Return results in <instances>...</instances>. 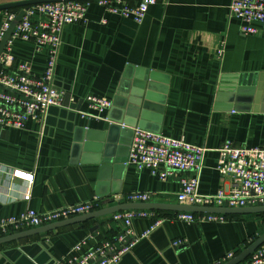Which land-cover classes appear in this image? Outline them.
Instances as JSON below:
<instances>
[{"label": "crops", "instance_id": "0c3cea01", "mask_svg": "<svg viewBox=\"0 0 264 264\" xmlns=\"http://www.w3.org/2000/svg\"><path fill=\"white\" fill-rule=\"evenodd\" d=\"M231 2L157 0L138 24L108 14L92 1L87 24L65 27L56 68L55 86L69 94L76 107H52L44 124L30 121L22 130L0 126V220L28 209L58 210L95 197L133 192L158 194L154 203L181 205L179 176L162 182L150 171L129 165L133 137L110 134L109 120L82 117L81 113L98 117L89 109V97L113 102L125 89L131 98L137 81H143L144 88L135 94L142 101L136 109L147 114L151 126L159 125L158 134L208 148L200 193L227 188L228 180L217 171L218 149L226 142L264 145V30L254 23L257 34H242V21L230 17ZM6 19V11L0 12V29ZM12 54L13 70L27 63L35 76L44 74L47 48L39 50L32 42L16 40ZM260 84L258 103L248 111L233 110L229 99H220L231 89ZM132 106L126 98L124 109ZM109 111L104 113L107 119ZM28 174L32 181L26 179ZM28 192L31 199L25 201ZM147 211L155 217L132 222L137 236L151 231L156 218L166 220L119 264H215L230 253L238 256L249 241L264 234V218L258 215L231 216L225 224H187L174 219L179 211ZM125 230L123 222L110 216L70 225L0 246V264H56L112 242ZM174 241L182 245L173 247Z\"/></svg>", "mask_w": 264, "mask_h": 264}, {"label": "built area", "instance_id": "2783aa9c", "mask_svg": "<svg viewBox=\"0 0 264 264\" xmlns=\"http://www.w3.org/2000/svg\"><path fill=\"white\" fill-rule=\"evenodd\" d=\"M96 1L108 14L132 18L138 24L144 21L150 6L157 3V0H140L134 4H129L126 0ZM91 2L44 3L25 10L24 17L0 55L1 128L22 130L30 121L44 124L50 108L64 105L65 93L55 86L62 35L68 25L87 24V12ZM6 14L7 19L0 29V46L17 16V13L12 11H6ZM230 17L242 21V34L255 35L259 29L253 25L254 23H260L264 30V0H232ZM102 23L107 24V20H102ZM16 40L32 42L39 50L44 48L49 50V58L42 76H35L27 63H21L13 70L15 58L12 48ZM87 101L89 109L97 112L98 117L93 113H81L82 117L108 120L104 113L111 109V100L89 97ZM207 152L208 148L188 143L183 139L136 128L128 164L139 171H150L162 182L179 176L182 188L177 194V201L182 205L215 208L264 206V145L246 147L235 146L231 142L224 143L218 149L217 171L228 180L229 186L210 195L201 194L199 191ZM26 179L32 181L33 176L28 174ZM24 199L30 201V192ZM158 199L156 193L133 192L112 198L95 197L90 201L67 205L58 210L41 212L28 209L18 217L0 220V238L90 214L117 204L154 203ZM110 217L114 222L125 224L126 230L123 234L82 256L71 255L56 264H119L123 256L131 252L139 240L148 237L166 220L156 218L151 231L137 236L132 230L133 220L155 217V213L147 210H130L115 213ZM174 219L187 224H225L229 216L178 212ZM251 243L253 242L249 241L244 250ZM172 245L178 247L182 242L174 241ZM79 249L80 246H77L76 251ZM236 256L237 253H230L215 264H226ZM244 264H264V246L255 251Z\"/></svg>", "mask_w": 264, "mask_h": 264}, {"label": "water", "instance_id": "95a60500", "mask_svg": "<svg viewBox=\"0 0 264 264\" xmlns=\"http://www.w3.org/2000/svg\"><path fill=\"white\" fill-rule=\"evenodd\" d=\"M73 1H96V0H18L15 2H8L0 4V12L10 11V10H19L16 19L12 22L10 29L8 30L1 46H0V55L5 49V46L9 39L11 38L15 28L18 23L22 20L25 15V10L31 6L44 4V3H55V2H73ZM138 76L141 78L143 76L142 71H138ZM127 76L125 75V79ZM125 84L124 80L123 83ZM124 86V85H123ZM133 89L132 97L127 96L125 89L118 92L119 97L112 102V107L109 111L108 120L112 122L110 126L109 133H120L127 138H132L134 135V130L139 128L146 131H154L156 133L160 132V127L157 124L156 126H151L149 124V118L147 114H139V109L136 107L142 105V101L135 97V94H142V89L144 88L143 81H137ZM257 87H250L247 89H231L229 91V96H220L221 98H227L232 104L233 110L236 111H248L251 109L253 104L258 103L259 94L257 89H261L263 85H258ZM126 88V86H125ZM226 87H221V90H225ZM134 94V95H133ZM224 94V93H223ZM149 96V95H148ZM127 98L129 105H133L128 109H124L125 99ZM151 98H147V102H144V106L148 107L151 103ZM161 102L164 103L165 99H161ZM64 105L67 107H76L71 103V96L68 94L64 98ZM245 105V106H243ZM148 109V108H147ZM123 125V126H122ZM107 135V134H106ZM105 146V145H104ZM107 159V157L105 158ZM123 162V161H122ZM121 163V162H120ZM120 168H125V165L121 163ZM130 210H163V211H179V212H190V213H200V214H218L225 216H248V215H261L264 214V206L258 207H247V208H215V207H198V206H188V205H169L163 203H123L113 206L106 207L102 210L71 218L69 220H64L61 222L53 223L47 226L40 228H35L27 230L24 232L12 234L0 238V246L21 241L34 236H40L46 233L53 232L60 228H64L70 225L80 224L85 221L109 217L115 213L130 211ZM264 246V234L259 236L253 243H251L245 250H243L236 258L229 261L226 264H243L255 251L260 247Z\"/></svg>", "mask_w": 264, "mask_h": 264}, {"label": "trees", "instance_id": "16d2710c", "mask_svg": "<svg viewBox=\"0 0 264 264\" xmlns=\"http://www.w3.org/2000/svg\"><path fill=\"white\" fill-rule=\"evenodd\" d=\"M129 4H134L135 2V0H126ZM138 1H140V0H138ZM10 11H14V10H10ZM258 216H261L262 218H264V214H261V215H258ZM229 218H231V216H229ZM257 239V238H256ZM255 238L253 239V240H251L252 242H254L255 240H256Z\"/></svg>", "mask_w": 264, "mask_h": 264}]
</instances>
